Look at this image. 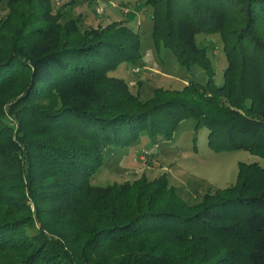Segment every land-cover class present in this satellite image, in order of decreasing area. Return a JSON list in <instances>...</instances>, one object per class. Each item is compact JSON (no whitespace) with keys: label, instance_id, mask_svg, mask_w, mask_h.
I'll use <instances>...</instances> for the list:
<instances>
[{"label":"trees","instance_id":"1","mask_svg":"<svg viewBox=\"0 0 264 264\" xmlns=\"http://www.w3.org/2000/svg\"><path fill=\"white\" fill-rule=\"evenodd\" d=\"M2 0H0L1 2ZM151 41L186 72L181 90L132 94L121 65L141 59L122 22L81 30L51 0H6L0 20V264H264V167L187 203L165 176L94 186L105 155L172 141L190 121L214 152L264 159V0H144ZM225 67L216 86L209 48Z\"/></svg>","mask_w":264,"mask_h":264},{"label":"rangeland","instance_id":"2","mask_svg":"<svg viewBox=\"0 0 264 264\" xmlns=\"http://www.w3.org/2000/svg\"><path fill=\"white\" fill-rule=\"evenodd\" d=\"M53 13L64 14L63 20L80 18V29L106 26L122 22L141 41V59L133 65H121L111 76L126 82L130 92L145 100L158 88L181 90L189 81L206 82L205 74L194 67L191 72L181 69L171 52L157 53L151 41V7L144 0H51ZM6 0L0 2V20L6 15ZM196 44L209 48L208 57L214 69L216 86L222 84L225 67L221 43L216 36L197 34ZM138 68L135 73L132 70ZM192 125L182 122L170 142H149L142 136L135 145L105 155L103 166L89 183L94 186L121 185L144 176L152 181L160 176L167 178L187 203L198 202L206 192L224 189L234 184L238 163H257L264 167V159L245 150L214 152L207 147L206 136L201 132L195 149L191 143ZM145 152V153H144Z\"/></svg>","mask_w":264,"mask_h":264},{"label":"built area","instance_id":"3","mask_svg":"<svg viewBox=\"0 0 264 264\" xmlns=\"http://www.w3.org/2000/svg\"><path fill=\"white\" fill-rule=\"evenodd\" d=\"M133 72L137 73L138 72V68H135L132 70ZM145 153V152H144Z\"/></svg>","mask_w":264,"mask_h":264}]
</instances>
